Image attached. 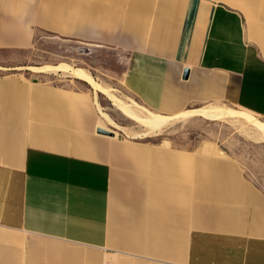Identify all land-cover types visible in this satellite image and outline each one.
Segmentation results:
<instances>
[{"label":"crops","instance_id":"crops-1","mask_svg":"<svg viewBox=\"0 0 264 264\" xmlns=\"http://www.w3.org/2000/svg\"><path fill=\"white\" fill-rule=\"evenodd\" d=\"M43 2L0 0L1 48L71 24ZM187 8L134 2L144 29L76 38L129 51L125 86L151 110L225 100L264 116V29L226 4ZM98 121L69 80L0 77V264H264V188L240 162L99 134Z\"/></svg>","mask_w":264,"mask_h":264},{"label":"rangeland","instance_id":"rangeland-1","mask_svg":"<svg viewBox=\"0 0 264 264\" xmlns=\"http://www.w3.org/2000/svg\"><path fill=\"white\" fill-rule=\"evenodd\" d=\"M43 7H53L58 20L64 25L61 32L48 33L37 31L32 44L27 48L0 47V77L10 76L38 81L61 83L69 80L74 87L88 92L94 100L99 115V124L112 136L134 138L148 143H164L175 148L200 150L204 155L227 156L240 162L248 175L252 176L264 188V137L250 122L237 114L249 113L264 124V116L254 114L233 102L213 100L194 102L181 112L203 107H222L226 115L215 119H206L199 115L175 117L164 123L157 133H146L144 126L124 117L117 108L101 93L95 92L85 82L59 72L37 73L30 67L67 64L72 68L83 69L90 73L101 86L106 87L115 97L124 103L136 105V114L148 117L149 113L163 116L175 114L159 112L147 108L141 100L125 86V72L133 58L129 51L115 46L114 40L78 39L86 36V29L113 35L123 33L133 27L144 29L148 15H132L134 2L142 0H43ZM151 6L159 0H149ZM170 3L196 0H165ZM198 1V0H197ZM227 5L243 14L249 30L264 29V0H233L229 4L222 0H205ZM45 9V10H47ZM85 22L84 29L81 26ZM80 23V24H79ZM74 31H73V30ZM71 30V31H70ZM173 70L171 69V72ZM172 72L171 74H173ZM178 112V113H181ZM106 114L117 126L114 128L104 120ZM144 114H146L144 116ZM167 123V124H166ZM120 129L121 131H119ZM129 132V133H128ZM134 133V134H133ZM139 134V136H138ZM144 134V135H142ZM154 134V135H153ZM137 135V136H136ZM146 135V136H145ZM149 135V136H148ZM258 135V136H257ZM263 140V141H262ZM222 154H218V153Z\"/></svg>","mask_w":264,"mask_h":264},{"label":"bare ground","instance_id":"bare-ground-1","mask_svg":"<svg viewBox=\"0 0 264 264\" xmlns=\"http://www.w3.org/2000/svg\"><path fill=\"white\" fill-rule=\"evenodd\" d=\"M30 71L32 72H53V71H59L62 72L69 77L76 78L78 80H81L85 82L87 85H89L95 92H99L103 94L110 102L113 104L117 110L126 118L132 120L135 123H138L145 127L146 133H149L152 135V133H157L165 122L168 120L170 121L172 118L175 117H184V116H192V115H199L206 119H215L218 117H223L227 113L225 109L222 107H203L200 109H194L189 110L181 113H177L173 116H163L159 114L149 113L148 117H142L139 114H136V109L134 107L136 105L134 104H128L122 102L120 99L115 97L106 87L101 86L99 83H97L93 77L88 73L87 71L83 69H75L67 64H59L58 66H50V65H44L41 67H30ZM146 114H144L145 116ZM228 115V114H226ZM238 117H242V119L247 120L250 122V124L253 125V127L259 132L261 137H264V124L253 118L249 113L241 112L237 114ZM104 120L108 122L109 125H111L114 128H118V126L106 115H103ZM167 124V123H166ZM165 126V125H164ZM121 131L120 129H118ZM129 133V132H128ZM134 134V133H133ZM153 134V135H154ZM144 135V134H142ZM137 136V135H136ZM139 136V134H138ZM146 136V135H145ZM149 136V135H148ZM258 136V135H257ZM131 137V136H130ZM263 141V140H262Z\"/></svg>","mask_w":264,"mask_h":264},{"label":"water","instance_id":"water-1","mask_svg":"<svg viewBox=\"0 0 264 264\" xmlns=\"http://www.w3.org/2000/svg\"><path fill=\"white\" fill-rule=\"evenodd\" d=\"M187 77H188V71H187V70H184V71H183L182 78H183V79H186ZM97 133H99V134H103V135H106V136H112V135H113L112 132L107 131V130H105V129H103V128H99V129H97Z\"/></svg>","mask_w":264,"mask_h":264}]
</instances>
